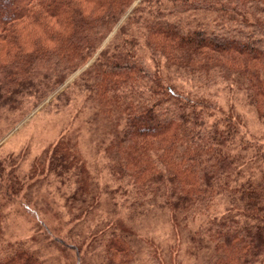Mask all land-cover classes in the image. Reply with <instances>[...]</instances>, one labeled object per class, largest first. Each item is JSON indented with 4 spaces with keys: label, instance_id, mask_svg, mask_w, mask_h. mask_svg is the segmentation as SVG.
<instances>
[{
    "label": "trees",
    "instance_id": "1",
    "mask_svg": "<svg viewBox=\"0 0 264 264\" xmlns=\"http://www.w3.org/2000/svg\"><path fill=\"white\" fill-rule=\"evenodd\" d=\"M81 71L74 88L115 132L112 184L100 190L65 140L36 163V182L75 181L73 221L104 195L114 216L167 211L177 228L198 218L191 236L203 264H264V138L210 95L225 87L264 124V0H0V112L39 107ZM7 171L0 164V264H47L6 240V205L28 188ZM91 238L99 264L137 263L136 238L122 226L104 223ZM149 249L153 264H182Z\"/></svg>",
    "mask_w": 264,
    "mask_h": 264
},
{
    "label": "rangeland",
    "instance_id": "2",
    "mask_svg": "<svg viewBox=\"0 0 264 264\" xmlns=\"http://www.w3.org/2000/svg\"><path fill=\"white\" fill-rule=\"evenodd\" d=\"M82 72L70 78L39 107L31 103L15 114L0 112V164L7 172L14 171L22 180H28L26 191L21 197L12 198L4 210L6 240L26 244L47 264H99L101 250H95L91 237L98 226L100 228L112 221L136 238L139 250L136 264H153L148 257L149 247L160 255L170 256L172 252L175 257L179 254L182 264H203L205 251L201 243L191 236L192 230L199 226L198 218L183 228H177L167 211H156L147 218L129 219L125 215L127 213L121 211L114 216L113 210L105 206L108 197L99 195L101 208L86 219L73 221L81 212L70 208L66 200L74 194L75 181L62 183L53 175H43L37 177L40 180L36 182V177H32L36 163L44 162L46 152L58 141L65 140L78 146L89 171L97 178L100 190L112 184L106 151L114 140L115 132L97 114L98 107L89 95L74 88ZM183 86L190 91L187 82ZM211 94L223 109L236 107V115L242 119L253 139L264 138V124L241 106V97L230 95L225 87ZM71 244L81 248L82 253L70 250ZM90 249L94 252L89 253Z\"/></svg>",
    "mask_w": 264,
    "mask_h": 264
}]
</instances>
